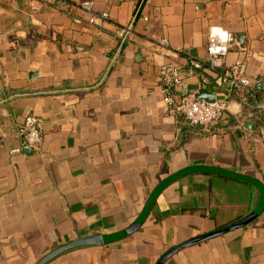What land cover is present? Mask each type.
I'll list each match as a JSON object with an SVG mask.
<instances>
[{
	"label": "crops",
	"instance_id": "1",
	"mask_svg": "<svg viewBox=\"0 0 264 264\" xmlns=\"http://www.w3.org/2000/svg\"><path fill=\"white\" fill-rule=\"evenodd\" d=\"M84 1L0 0V264H37L68 242L123 233L154 189L186 168L217 167L264 186V0H92L94 13L109 14L100 24L89 22ZM216 26L236 36L227 63L247 65V104L230 96L223 68L191 66L205 60ZM165 62L181 68L176 101L195 90L232 98L220 120L200 126L169 114ZM29 115L44 131L39 148L26 151L20 127ZM260 197L251 183L188 174L129 235L48 264H157L169 249L244 218ZM164 264H264V210Z\"/></svg>",
	"mask_w": 264,
	"mask_h": 264
},
{
	"label": "built area",
	"instance_id": "2",
	"mask_svg": "<svg viewBox=\"0 0 264 264\" xmlns=\"http://www.w3.org/2000/svg\"><path fill=\"white\" fill-rule=\"evenodd\" d=\"M93 6L92 0H86L81 4V8L89 14L90 23L100 24L109 18L107 12L94 13ZM131 32L130 25L123 29L122 35L126 37ZM161 44L167 46L168 40L163 39ZM235 44L236 36L232 32L221 26L213 27L209 31L205 60H192L191 66L193 69L206 68L214 73L223 68L219 78L229 85L230 96H235L242 104H247L249 96L254 92L253 83L247 75V65L243 61L227 63V56ZM159 77L163 86L166 110L169 114L183 116L192 125L205 126L217 122L232 99L229 96L222 100L208 102L199 98L200 90H195L176 101L173 91L181 82V68L175 62L163 63L159 68ZM43 131L44 120L41 117L27 116L20 127L23 147L37 150L43 141Z\"/></svg>",
	"mask_w": 264,
	"mask_h": 264
},
{
	"label": "water",
	"instance_id": "3",
	"mask_svg": "<svg viewBox=\"0 0 264 264\" xmlns=\"http://www.w3.org/2000/svg\"><path fill=\"white\" fill-rule=\"evenodd\" d=\"M199 98L204 99L208 102H215L216 101L215 94H209L208 92H206V90H202V92L199 94ZM24 149L26 151H31V149L29 147H24ZM192 173L219 174V175L227 176V177H230V178H233L236 180L251 183V184L257 186V188L260 190V193H261L260 201H259L257 207L251 213H249L247 216H245L244 218H242L236 222L230 223L228 225L222 226V227H220V228H218L212 232L202 234L198 237H195L191 240H188L182 244H179V245L169 249L167 252H165L161 256V258L158 260L157 264H164L171 256H173L174 254H176L177 252L181 251L182 249H184L186 247H189L191 245H195V244L210 240L212 238L221 236V235H223L229 231H232V230H235V229H238V228H241V227L248 225L249 223L253 222L264 210V186L257 179L251 178L249 176H246V175H243L240 173H236V172H232L229 170L217 168V167L193 166V167L181 170V171L173 174L172 176L168 177L164 181H162L152 192L142 214L139 216L137 221L130 228H128L126 231H124L123 233H121L119 235L112 236V237H107V238L103 237L100 234H96V235L91 236V237L82 238V239H78V240L68 242L64 245H61V246L55 248L54 250H52L51 252H49L48 254L43 256V258H41V260H39V262L37 264H48L50 261H52L55 257L59 256L60 254L66 252L70 249L79 247V246L101 245V244H104L107 240H116V239L121 238L123 236L129 235L130 233L135 231L143 223V221L146 219V217L150 213V211H151L153 205L155 204L158 196L162 193V191L167 186H169L171 183L178 180L179 178H181L185 175H188V174H192Z\"/></svg>",
	"mask_w": 264,
	"mask_h": 264
}]
</instances>
